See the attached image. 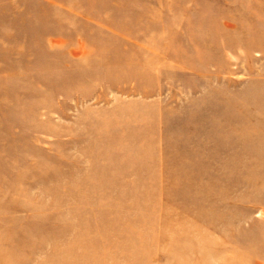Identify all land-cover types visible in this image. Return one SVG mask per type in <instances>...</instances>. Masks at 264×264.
Here are the masks:
<instances>
[{
  "label": "rangeland",
  "instance_id": "374dc122",
  "mask_svg": "<svg viewBox=\"0 0 264 264\" xmlns=\"http://www.w3.org/2000/svg\"><path fill=\"white\" fill-rule=\"evenodd\" d=\"M0 264H264V0H0Z\"/></svg>",
  "mask_w": 264,
  "mask_h": 264
}]
</instances>
